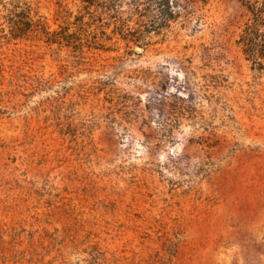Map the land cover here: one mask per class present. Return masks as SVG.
Instances as JSON below:
<instances>
[{"label": "rangeland", "instance_id": "374dc122", "mask_svg": "<svg viewBox=\"0 0 264 264\" xmlns=\"http://www.w3.org/2000/svg\"><path fill=\"white\" fill-rule=\"evenodd\" d=\"M134 2L0 0V264H264L251 14Z\"/></svg>", "mask_w": 264, "mask_h": 264}, {"label": "trees", "instance_id": "16d2710c", "mask_svg": "<svg viewBox=\"0 0 264 264\" xmlns=\"http://www.w3.org/2000/svg\"><path fill=\"white\" fill-rule=\"evenodd\" d=\"M134 11H148L154 22L168 24L177 18L183 10L195 11V0H135ZM250 12V18L239 34L237 43L246 58L257 68L264 69V0H240ZM19 26H17V29ZM14 35H17L14 32Z\"/></svg>", "mask_w": 264, "mask_h": 264}]
</instances>
